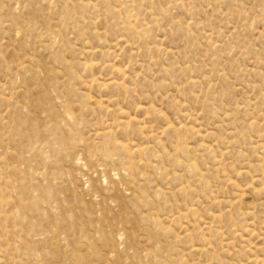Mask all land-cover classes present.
<instances>
[{
    "label": "rangeland",
    "instance_id": "obj_1",
    "mask_svg": "<svg viewBox=\"0 0 264 264\" xmlns=\"http://www.w3.org/2000/svg\"><path fill=\"white\" fill-rule=\"evenodd\" d=\"M0 264H264V0H0Z\"/></svg>",
    "mask_w": 264,
    "mask_h": 264
},
{
    "label": "bare ground",
    "instance_id": "obj_2",
    "mask_svg": "<svg viewBox=\"0 0 264 264\" xmlns=\"http://www.w3.org/2000/svg\"><path fill=\"white\" fill-rule=\"evenodd\" d=\"M23 67H24V66H23ZM23 67H22V68H23ZM23 70H24V69H23ZM23 70H22V71H23ZM33 70H34V69H33ZM33 70H31V71L33 72ZM25 71H26V70H25ZM31 71H30V72H31ZM34 72H35V70H34ZM36 72H37V71H36ZM36 72H35V73H36ZM31 74H32V73H31ZM33 74H34V73H33ZM39 74H40V73H39ZM36 75H37V73H36ZM36 75H34V76L36 77ZM32 76H33V75H32ZM37 76H38V75H37Z\"/></svg>",
    "mask_w": 264,
    "mask_h": 264
}]
</instances>
